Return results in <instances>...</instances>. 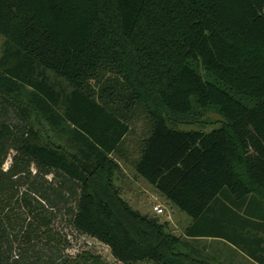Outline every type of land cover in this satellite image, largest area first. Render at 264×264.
<instances>
[{"label":"trees","instance_id":"obj_1","mask_svg":"<svg viewBox=\"0 0 264 264\" xmlns=\"http://www.w3.org/2000/svg\"><path fill=\"white\" fill-rule=\"evenodd\" d=\"M0 34V264H59L41 201L122 264H219L201 239L264 264V0H0ZM210 110L220 126H177ZM140 111L136 172L192 218L183 236L115 182Z\"/></svg>","mask_w":264,"mask_h":264},{"label":"rangeland","instance_id":"obj_2","mask_svg":"<svg viewBox=\"0 0 264 264\" xmlns=\"http://www.w3.org/2000/svg\"><path fill=\"white\" fill-rule=\"evenodd\" d=\"M4 37L0 34V57L3 54ZM134 122L131 127L130 134L126 137L124 144V152L121 156H118V161L121 167V171L116 176V184L120 189L122 197L130 203V205L140 211L143 214H147L151 217H156L161 222H168L169 227L173 233L178 236H183L186 228L189 226L192 218L180 211L174 206L166 197L161 195L155 187L146 182L142 177L138 176L135 169V161L139 156L140 144L142 139L148 134L149 122L148 117L144 111L138 112L134 117ZM223 117L216 111L210 110L205 113L201 119H194L191 117L184 118L177 122V126L185 129L203 127L206 130H210L214 127L220 126L223 123ZM42 132L48 133L55 141L65 142V137L52 130L49 125L42 121ZM47 135V134H45ZM14 152L10 155L5 163V169H8L12 163ZM52 175L49 177L51 178ZM37 199V198H36ZM41 201V200H40ZM43 207L40 206L39 210H42L51 219L50 223L43 225L39 232L46 231L54 238L53 241L59 245L63 255L68 258V262L65 264H72L73 259L77 255L85 251L101 257L105 264H122L113 255L110 246L101 242L100 240L91 237L86 234L79 233L70 224V214L67 212L66 207L62 206L61 209H52L50 204L42 202ZM34 204H39L34 200ZM156 205H161L164 208L163 214H157L155 210ZM21 222L25 225L35 222L34 217L37 215V209L32 207L22 206L20 208ZM19 238L16 240L15 246H17L21 240V235H24V229H18ZM43 241L47 239V235L42 234ZM20 239V240H19ZM197 247L203 250V256L206 258H213L219 264H257L239 250H236L228 243L219 239H201L197 240ZM19 252V249H16ZM59 258V264L63 262V259ZM142 264H151L144 262Z\"/></svg>","mask_w":264,"mask_h":264},{"label":"built area","instance_id":"obj_3","mask_svg":"<svg viewBox=\"0 0 264 264\" xmlns=\"http://www.w3.org/2000/svg\"><path fill=\"white\" fill-rule=\"evenodd\" d=\"M155 210L157 214H163L164 213V208L161 205H156Z\"/></svg>","mask_w":264,"mask_h":264},{"label":"crops","instance_id":"obj_4","mask_svg":"<svg viewBox=\"0 0 264 264\" xmlns=\"http://www.w3.org/2000/svg\"><path fill=\"white\" fill-rule=\"evenodd\" d=\"M191 223V222H190ZM190 225V224H189Z\"/></svg>","mask_w":264,"mask_h":264}]
</instances>
